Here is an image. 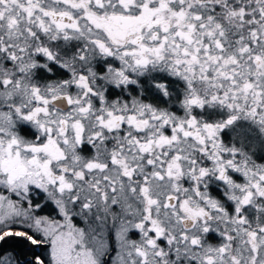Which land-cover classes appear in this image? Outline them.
I'll return each mask as SVG.
<instances>
[{
    "label": "snow or ice",
    "instance_id": "obj_1",
    "mask_svg": "<svg viewBox=\"0 0 264 264\" xmlns=\"http://www.w3.org/2000/svg\"><path fill=\"white\" fill-rule=\"evenodd\" d=\"M0 264H264V0H0Z\"/></svg>",
    "mask_w": 264,
    "mask_h": 264
},
{
    "label": "trees",
    "instance_id": "obj_2",
    "mask_svg": "<svg viewBox=\"0 0 264 264\" xmlns=\"http://www.w3.org/2000/svg\"><path fill=\"white\" fill-rule=\"evenodd\" d=\"M41 251H43V249H41Z\"/></svg>",
    "mask_w": 264,
    "mask_h": 264
}]
</instances>
